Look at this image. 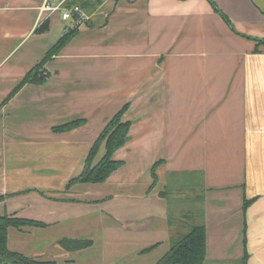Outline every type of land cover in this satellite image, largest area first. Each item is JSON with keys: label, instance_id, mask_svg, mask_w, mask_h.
<instances>
[{"label": "crops", "instance_id": "crops-1", "mask_svg": "<svg viewBox=\"0 0 264 264\" xmlns=\"http://www.w3.org/2000/svg\"><path fill=\"white\" fill-rule=\"evenodd\" d=\"M43 2L0 0V105L75 32L40 69L43 84L0 112V217L44 225L11 227L9 250L157 264L203 225L205 264H264V0H68L89 16L74 30L60 14L40 21ZM126 105L123 166L102 184H72ZM173 205L188 211L176 226ZM63 239L92 244L69 253Z\"/></svg>", "mask_w": 264, "mask_h": 264}, {"label": "trees", "instance_id": "trees-1", "mask_svg": "<svg viewBox=\"0 0 264 264\" xmlns=\"http://www.w3.org/2000/svg\"><path fill=\"white\" fill-rule=\"evenodd\" d=\"M74 34L75 32L72 31L57 42L47 53L40 65L36 66L0 105V112L26 84H43L44 78L40 75V69L70 42ZM127 109L128 106L126 105L109 121L97 141L93 144L81 175L72 180V184H102L123 166V162L116 160L115 155L118 150L126 145L131 129L132 123L124 121V115ZM83 124L84 121L78 120L54 129V131L66 132L82 126ZM101 150H104L105 153L100 162L96 164L95 161ZM158 165L159 163L156 164L152 170L154 182L157 181L155 171ZM1 200H3V198H0V201ZM43 226L42 223L34 221L12 219L8 216L0 217V264H57L56 262L37 261L23 254L12 252L8 248V232L11 227L19 229L23 227ZM58 244L63 250L73 253L86 250L91 246L92 242L63 239L60 240ZM205 261L206 230L203 225H197L175 243L170 251L157 264H205Z\"/></svg>", "mask_w": 264, "mask_h": 264}, {"label": "built area", "instance_id": "built-area-1", "mask_svg": "<svg viewBox=\"0 0 264 264\" xmlns=\"http://www.w3.org/2000/svg\"><path fill=\"white\" fill-rule=\"evenodd\" d=\"M67 2L68 0H60L58 2L44 0L39 8V20L42 21L43 19H49L55 14H60L62 20L71 25V30L84 26L89 20L86 11L78 5L67 7Z\"/></svg>", "mask_w": 264, "mask_h": 264}, {"label": "rangeland", "instance_id": "rangeland-1", "mask_svg": "<svg viewBox=\"0 0 264 264\" xmlns=\"http://www.w3.org/2000/svg\"><path fill=\"white\" fill-rule=\"evenodd\" d=\"M99 154H100V153H99ZM98 157H100V155H98ZM98 157H97V158H98ZM177 208H179V207L177 206ZM181 210H182V213H187V212H188L187 209H184V208H181V209H180V208H179V209H178V213H179ZM175 213H177V212H176V205H173V206L170 207V218H171V223H172L173 226H176V220L178 219V217L175 216ZM178 213H177V214H178ZM193 224H201L200 221H199V218H198L197 220H195V222L193 221ZM173 226H172V228H173L174 232H176ZM196 226H197V225H196Z\"/></svg>", "mask_w": 264, "mask_h": 264}]
</instances>
